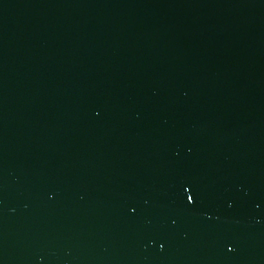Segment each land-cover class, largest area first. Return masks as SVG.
Listing matches in <instances>:
<instances>
[{
    "label": "water",
    "instance_id": "water-1",
    "mask_svg": "<svg viewBox=\"0 0 264 264\" xmlns=\"http://www.w3.org/2000/svg\"><path fill=\"white\" fill-rule=\"evenodd\" d=\"M0 264H264V0H0Z\"/></svg>",
    "mask_w": 264,
    "mask_h": 264
},
{
    "label": "snow or ice",
    "instance_id": "snow-or-ice-1",
    "mask_svg": "<svg viewBox=\"0 0 264 264\" xmlns=\"http://www.w3.org/2000/svg\"><path fill=\"white\" fill-rule=\"evenodd\" d=\"M185 191H188L187 189H185ZM188 204H194L195 203V198L194 196H188L187 197V201H186Z\"/></svg>",
    "mask_w": 264,
    "mask_h": 264
}]
</instances>
